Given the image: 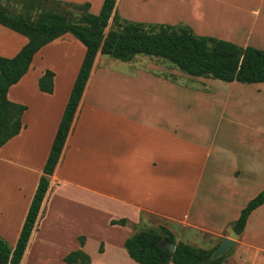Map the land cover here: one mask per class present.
Returning <instances> with one entry per match:
<instances>
[{"label": "crops", "instance_id": "1", "mask_svg": "<svg viewBox=\"0 0 264 264\" xmlns=\"http://www.w3.org/2000/svg\"><path fill=\"white\" fill-rule=\"evenodd\" d=\"M72 1H89L94 11L93 0ZM122 1L128 2L117 0V9ZM204 2L196 4L214 0ZM71 36L43 46L8 91L11 101L27 107L20 132L0 146V235L13 247L86 52ZM27 41L0 24V55H16ZM256 43L264 45L259 39L240 45ZM105 56H96L20 264H67L64 257L79 248L91 264H138L125 240L149 228L150 219H161L156 223L175 237L174 226L192 239L202 233L210 249L264 189V82H228L231 90L211 93L148 71L135 78L117 73ZM48 69L55 73L52 93L38 85ZM119 204L117 216L112 208ZM59 212L67 216L57 218ZM123 216L125 225L111 223ZM235 245L224 264H264V203L251 212Z\"/></svg>", "mask_w": 264, "mask_h": 264}, {"label": "trees", "instance_id": "2", "mask_svg": "<svg viewBox=\"0 0 264 264\" xmlns=\"http://www.w3.org/2000/svg\"><path fill=\"white\" fill-rule=\"evenodd\" d=\"M10 1L19 3L20 7L14 10L0 0V24L26 36L28 41L14 56L0 55V146L22 129L21 118L27 107L11 101L8 91L28 72L35 54L67 33L81 41L86 52L16 245L11 246L0 235V264L21 263L49 188V176L60 161L98 53L123 61L145 54L172 62L183 72L196 77L225 82H264V49L198 34L187 24L129 20L118 14L117 0H103L97 13L91 11L89 1ZM54 76V71L46 70L39 78V88L52 93ZM263 203L264 189L242 209L233 225L238 233L244 230L251 212ZM127 221L122 218L111 223L125 225ZM79 239L83 246L85 237ZM162 242L165 246L175 244L176 248L164 247ZM217 246L206 249L178 241L165 226L140 229L125 240L129 256L139 264H224L225 256L207 261ZM64 261L67 264H91L92 259L79 248L70 251Z\"/></svg>", "mask_w": 264, "mask_h": 264}, {"label": "rangeland", "instance_id": "3", "mask_svg": "<svg viewBox=\"0 0 264 264\" xmlns=\"http://www.w3.org/2000/svg\"><path fill=\"white\" fill-rule=\"evenodd\" d=\"M64 1L76 2L72 0ZM196 1L204 2L205 0H128V2L122 1L120 9H118V14L121 17L133 21L187 24L197 29L198 31L196 32L198 34L212 35L218 38L227 36L221 33L225 32L229 34L228 36L231 38V41L238 44L241 42L250 43L251 40L257 42L258 39L264 42V0H214L211 6H209V4H203L204 6L200 8L197 6ZM4 2L14 10H18L20 7L19 3H15L14 1L4 0ZM99 2V0H93L94 11H92L91 3L92 12L95 13L97 11ZM199 25L208 28L207 32H200L201 28ZM255 46H261L258 48L264 49V45H257L256 43ZM105 57L108 59L107 66L113 71L128 74V76L132 78L136 77L139 73L138 71H148L152 75L163 76L164 79L170 78L173 81L176 79V82L178 81L182 86H191L193 88L210 91L211 93L218 91L216 89L219 88L221 91L231 90L233 88L230 83L220 79L192 76L180 70L172 62L154 56L138 54L131 61H123L111 56ZM161 72H163V74ZM140 80H142V78ZM142 81L146 83L145 80ZM131 86L137 88L138 91L142 88L135 82L132 83ZM120 207L119 204L112 208V212L117 216L119 215ZM65 216L67 215H62L59 212L57 218ZM124 217L125 216L122 218ZM71 219L73 220L72 217ZM153 220L155 219H150L149 222H151V224H147L146 226L151 227L153 225L152 227L158 228L159 224L156 222L160 223L161 219L158 221ZM72 227H76V224H73L71 228ZM173 228L175 229L176 239L178 240L185 241L192 245L195 244L203 248L209 247L212 243V241L208 239L209 237L203 238L202 233L199 234L196 239H192L191 236L184 235L178 226H174ZM235 247L236 245L226 254V258L231 256ZM124 251L126 250L124 249ZM226 264L231 263L227 261Z\"/></svg>", "mask_w": 264, "mask_h": 264}, {"label": "water", "instance_id": "4", "mask_svg": "<svg viewBox=\"0 0 264 264\" xmlns=\"http://www.w3.org/2000/svg\"><path fill=\"white\" fill-rule=\"evenodd\" d=\"M239 238V233L235 230L234 227H230L228 235L222 238V241L219 243V245L216 247L215 251L207 258L208 260H214L221 257L226 256L228 252L232 249V247L236 244L237 240ZM162 245L167 248L175 249V244H169L168 246H165V244L162 242Z\"/></svg>", "mask_w": 264, "mask_h": 264}]
</instances>
